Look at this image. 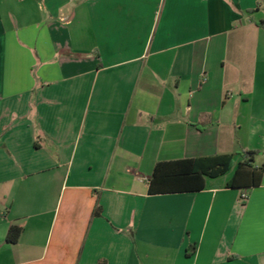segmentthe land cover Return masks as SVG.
<instances>
[{
	"label": "crops",
	"instance_id": "0c3cea01",
	"mask_svg": "<svg viewBox=\"0 0 264 264\" xmlns=\"http://www.w3.org/2000/svg\"><path fill=\"white\" fill-rule=\"evenodd\" d=\"M260 22L264 0H0V264H264ZM250 150L259 184L228 187ZM217 154L230 177L150 192Z\"/></svg>",
	"mask_w": 264,
	"mask_h": 264
},
{
	"label": "trees",
	"instance_id": "16d2710c",
	"mask_svg": "<svg viewBox=\"0 0 264 264\" xmlns=\"http://www.w3.org/2000/svg\"><path fill=\"white\" fill-rule=\"evenodd\" d=\"M264 26V22H260ZM259 151L250 150L240 153L242 160L236 166L228 187H251L258 185L263 167L253 168ZM237 154H217L212 156L187 158L159 162L150 179L151 193L198 191L206 188L207 178H218L227 174L233 167ZM1 213V212H0ZM22 227L13 225L7 234L9 243L18 242Z\"/></svg>",
	"mask_w": 264,
	"mask_h": 264
},
{
	"label": "rangeland",
	"instance_id": "374dc122",
	"mask_svg": "<svg viewBox=\"0 0 264 264\" xmlns=\"http://www.w3.org/2000/svg\"><path fill=\"white\" fill-rule=\"evenodd\" d=\"M232 173H233V169L230 170V171L227 173V176H226V177H230ZM226 177H225V178H226ZM223 179H224V178H223Z\"/></svg>",
	"mask_w": 264,
	"mask_h": 264
},
{
	"label": "built area",
	"instance_id": "2783aa9c",
	"mask_svg": "<svg viewBox=\"0 0 264 264\" xmlns=\"http://www.w3.org/2000/svg\"><path fill=\"white\" fill-rule=\"evenodd\" d=\"M242 198H243V199H246V198H247V194H246V193H243V194H242Z\"/></svg>",
	"mask_w": 264,
	"mask_h": 264
}]
</instances>
